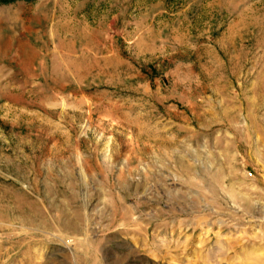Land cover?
<instances>
[{"label":"rangeland","instance_id":"rangeland-1","mask_svg":"<svg viewBox=\"0 0 264 264\" xmlns=\"http://www.w3.org/2000/svg\"><path fill=\"white\" fill-rule=\"evenodd\" d=\"M0 264H264V0L0 3Z\"/></svg>","mask_w":264,"mask_h":264},{"label":"trees","instance_id":"trees-1","mask_svg":"<svg viewBox=\"0 0 264 264\" xmlns=\"http://www.w3.org/2000/svg\"><path fill=\"white\" fill-rule=\"evenodd\" d=\"M14 1H19V0H0L1 4H9L12 3ZM20 1H33V0H20Z\"/></svg>","mask_w":264,"mask_h":264}]
</instances>
